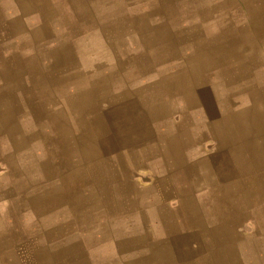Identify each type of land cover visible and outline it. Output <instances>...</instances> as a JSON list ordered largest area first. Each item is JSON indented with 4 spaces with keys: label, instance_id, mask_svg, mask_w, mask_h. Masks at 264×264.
<instances>
[{
    "label": "crops",
    "instance_id": "0c3cea01",
    "mask_svg": "<svg viewBox=\"0 0 264 264\" xmlns=\"http://www.w3.org/2000/svg\"><path fill=\"white\" fill-rule=\"evenodd\" d=\"M0 2V264H264V0Z\"/></svg>",
    "mask_w": 264,
    "mask_h": 264
},
{
    "label": "rangeland",
    "instance_id": "374dc122",
    "mask_svg": "<svg viewBox=\"0 0 264 264\" xmlns=\"http://www.w3.org/2000/svg\"><path fill=\"white\" fill-rule=\"evenodd\" d=\"M2 6L0 2V70L9 68L17 71L20 70L22 64L20 58L22 48L18 35L27 33L28 30H24L19 23L12 22V16L4 13ZM9 43H12V48H8ZM9 65H13V67ZM36 112L35 110H30V116L36 117Z\"/></svg>",
    "mask_w": 264,
    "mask_h": 264
}]
</instances>
